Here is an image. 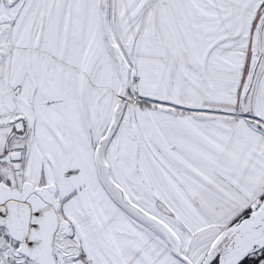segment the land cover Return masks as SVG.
I'll list each match as a JSON object with an SVG mask.
<instances>
[{
    "label": "snow or ice",
    "instance_id": "6c2138e0",
    "mask_svg": "<svg viewBox=\"0 0 264 264\" xmlns=\"http://www.w3.org/2000/svg\"><path fill=\"white\" fill-rule=\"evenodd\" d=\"M0 264H264V0H0Z\"/></svg>",
    "mask_w": 264,
    "mask_h": 264
}]
</instances>
